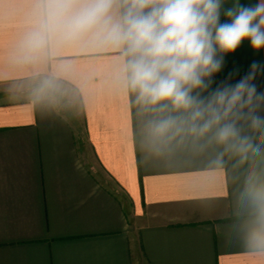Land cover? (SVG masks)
<instances>
[{
	"label": "crops",
	"instance_id": "obj_1",
	"mask_svg": "<svg viewBox=\"0 0 264 264\" xmlns=\"http://www.w3.org/2000/svg\"><path fill=\"white\" fill-rule=\"evenodd\" d=\"M92 3L0 0V264H264V127L156 134L180 113L137 99L103 23L69 27ZM254 60L245 41L224 74Z\"/></svg>",
	"mask_w": 264,
	"mask_h": 264
},
{
	"label": "clouds",
	"instance_id": "obj_2",
	"mask_svg": "<svg viewBox=\"0 0 264 264\" xmlns=\"http://www.w3.org/2000/svg\"><path fill=\"white\" fill-rule=\"evenodd\" d=\"M118 19L110 14L112 0H93L69 21L72 29L103 23L108 38L123 46L127 57L126 84L137 99L155 110L168 108L180 115H165L151 122L160 135L187 131L227 144L239 136L237 122L264 127V62L253 61L243 75L225 73L227 58L247 41L254 53L264 50V0L242 4L234 0H125ZM223 75V79L217 77ZM214 85V87H212ZM211 91L206 96L196 90ZM196 92V94H194ZM247 144V138L241 140ZM251 147L250 144H247ZM264 199V191L255 193ZM264 229V221L261 222ZM252 239L264 242V230Z\"/></svg>",
	"mask_w": 264,
	"mask_h": 264
}]
</instances>
